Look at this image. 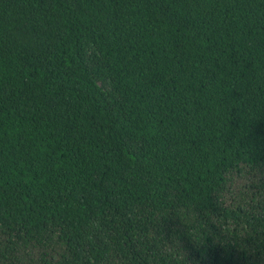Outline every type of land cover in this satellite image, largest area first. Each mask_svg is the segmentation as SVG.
<instances>
[{"label": "trees", "instance_id": "trees-1", "mask_svg": "<svg viewBox=\"0 0 264 264\" xmlns=\"http://www.w3.org/2000/svg\"><path fill=\"white\" fill-rule=\"evenodd\" d=\"M0 264H264V0H0Z\"/></svg>", "mask_w": 264, "mask_h": 264}]
</instances>
